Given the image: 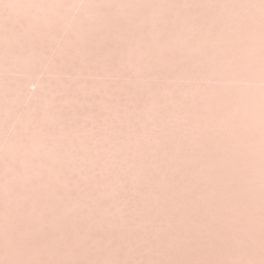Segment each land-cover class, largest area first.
Returning <instances> with one entry per match:
<instances>
[{
    "label": "rangeland",
    "instance_id": "374dc122",
    "mask_svg": "<svg viewBox=\"0 0 264 264\" xmlns=\"http://www.w3.org/2000/svg\"><path fill=\"white\" fill-rule=\"evenodd\" d=\"M100 1L96 0L91 6L95 10L91 9L86 15L88 19L85 18L84 26L87 31L84 29L86 32L85 36L82 35L84 38L67 33L68 48L64 47L67 39L66 31L68 32L70 26L66 23L69 22L66 19L67 16L70 22L71 18L75 19V16L81 12L79 10L85 9L82 6L83 2L80 4L79 0H19L17 5L14 3L3 6L5 8L3 16L6 17L3 18L0 26V42L2 40L0 59L9 60L3 61L2 69L0 68V155L3 156H0V175L2 174L0 176V254L2 252L3 255H0L3 257L0 264H50L49 254L53 252L58 254L68 249L75 253H83L89 249H97L99 252L107 249L125 251L141 247H175L180 241L192 242L193 246L207 248V241L203 235L204 228L208 226V207L202 203V200H195L194 197L200 190H207V185L203 181L196 180L193 171L182 161L185 156L184 150L193 146L190 137L185 135L191 136V132H194L196 136L202 138L204 132L197 128L200 126L202 129L203 120L197 119V123L194 121L195 117L185 120L179 115L180 110L176 109V103L186 102L185 98L189 101L192 96L194 98V95L186 94L190 85L193 87L195 85L193 89L199 87V82L204 89L209 86L208 83H206L208 86L205 85L207 80L203 82V78L199 77L202 75L200 73L202 68L206 67L205 73L202 72L203 75L209 71L207 68L209 64L202 66L209 62L208 51L205 50L208 46L204 50L201 48L203 56L199 48L200 43L197 41L204 40L203 45H209L206 31L210 25L208 4L206 5L205 0ZM20 3L28 5L26 11H23L24 6H22L24 9L20 10ZM153 4H156L155 7ZM92 15L97 18L94 20ZM184 15L189 20L185 21ZM188 15L196 16L189 18ZM200 15L202 17L206 15L205 21ZM101 16L104 19L102 23L106 25H95V21L97 23L99 18L98 22L102 21ZM178 16L183 19H179ZM196 17L201 18V22H196L198 21ZM193 19L196 22L193 25L198 26L205 22L203 23L205 26L199 25V30L197 27L191 28ZM152 21L166 28L162 29L161 26L162 30L159 29L161 31L153 30L155 26L152 27L154 25ZM181 21L187 22L189 27L187 23L183 24ZM32 23L34 27H30ZM150 26L153 29L150 30ZM204 35L207 39H204ZM184 41L192 42L195 50L193 54L192 45L191 51L188 47L190 43L184 47ZM166 43L171 48L175 44V47H178L173 48L175 51L172 49L170 51ZM164 45L167 49L163 48ZM129 46L135 52L128 50ZM127 50L134 55L138 52L140 58L137 59L139 56L136 55V57L128 56ZM172 51L176 55H172ZM199 54L200 57L202 55V59L198 57ZM195 57L202 61L199 60L200 66H196L198 61L192 59ZM203 59L207 60V63H204ZM145 61L148 62L147 66L151 63L150 68L145 69L143 65ZM197 71L196 75H200L194 78V72ZM182 72L185 78L188 77V80L191 78V81L179 77ZM192 78L195 82L200 79L195 83L192 82ZM179 97L181 101L178 100ZM168 98H171V102ZM153 100L155 103L161 102L160 106L154 105L151 108L150 106L154 104ZM167 101L175 102L172 103L174 110ZM199 101L201 100L198 99L197 102ZM165 102L169 107H165L167 104ZM15 135H17L16 150L6 151L5 146ZM3 168L5 172L1 173ZM186 206L191 208H187L185 223L179 224L178 213H181ZM203 215L202 219H206V222L201 226L194 221V218L199 219ZM262 233L264 234V230ZM13 251L19 253V256ZM8 254H14L19 261L12 262ZM32 259L36 261L32 262ZM65 261L66 264H72L69 259Z\"/></svg>",
    "mask_w": 264,
    "mask_h": 264
},
{
    "label": "bare ground",
    "instance_id": "6f19581e",
    "mask_svg": "<svg viewBox=\"0 0 264 264\" xmlns=\"http://www.w3.org/2000/svg\"><path fill=\"white\" fill-rule=\"evenodd\" d=\"M0 0V26L2 25L3 16L5 14V6L17 5V0H3L1 3ZM8 1V2H7ZM12 1V2H11ZM25 1V0H24ZM29 1V0H28ZM44 1V0H43ZM77 1V0H75ZM96 0H82L83 10L78 16L73 14L72 16L75 18H71V22L68 19L66 23H69L68 35H80L82 37L85 36V31H87L84 26V21L86 15L91 12V6ZM100 1V0H99ZM138 1V0H137ZM164 1V0H163ZM206 5L210 10L208 29H206L208 33V37L204 35V39L208 38V44L205 46L199 40L200 50L205 49L208 46V49H205L208 56L209 62L204 60L203 67L205 65L209 66V71L203 75L205 68H202V72L196 75L197 72H194L195 76H199L201 82H205V85L209 86L204 89V86H200L199 79V87L195 88V85H190L187 93L190 95H194L189 98V101L184 96V101L186 102H178L176 100L177 108L180 110V116L182 118L188 119L190 117L195 119L197 123V119L203 120L202 129L198 126L197 129L199 131L204 132L203 137L200 138L194 132H191V136L185 135V137H190L189 140L192 141L193 146L184 150V161L186 165L190 167L193 171L194 177L198 181H203L207 185V190L199 191L196 194L195 200H202V203H205L208 207V226L204 228V235L207 243V248L197 247L196 243L180 241L176 243L175 247H167V248H150V247H141L136 250H125V251H97L95 250H87L83 253L71 252L72 250H64L59 251L58 254H49V263L50 264H66L67 261L65 259H69L72 264H264V234L262 230H264V0H205ZM78 2V3H79ZM100 2H103L102 0ZM98 2V3H100ZM133 2V1H132ZM175 2V1H174ZM189 2V1H188ZM23 3V2H21ZM21 11H26L27 6L22 5ZM27 3V2H26ZM34 3V2H33ZM32 3V4H33ZM48 3V2H47ZM156 3V2H155ZM177 3V2H176ZM182 3V2H181ZM185 3V2H183ZM194 3V2H193ZM6 4V5H5ZM25 4V3H23ZM28 4V3H27ZM30 4V3H29ZM43 4V3H42ZM50 4V3H49ZM53 4V3H52ZM62 4V3H61ZM179 4V3H178ZM63 5V4H62ZM76 5V4H75ZM79 6V4H77ZM141 5V4H140ZM154 5V4H153ZM156 5V4H155ZM154 5V7H155ZM188 5V4H187ZM186 5V6H187ZM196 5V4H195ZM203 5V4H202ZM210 5V6H209ZM4 6V7H3ZM24 6V8L22 7ZM37 6V5H36ZM51 7V6H50ZM70 7V6H69ZM143 7V6H142ZM151 7V6H149ZM148 7V8H149ZM4 8V9H3ZM23 8V9H22ZM79 8V7H78ZM160 8V7H159ZM163 8V7H162ZM171 8V7H170ZM34 9V8H33ZM43 9V8H42ZM127 9V8H126ZM161 9V8H160ZM183 9V8H182ZM196 9V8H195ZM29 10V9H28ZM27 10V12H28ZM58 10V9H57ZM65 10V9H64ZM95 10V9H94ZM73 11V10H72ZM98 11V10H97ZM164 11V10H163ZM190 11V10H189ZM44 12V11H43ZM94 12V11H93ZM191 12V11H190ZM199 12V11H198ZM70 13V12H68ZM95 13V12H94ZM112 13V12H111ZM171 13V12H170ZM10 14V13H9ZM25 14V12H24ZM41 14V13H40ZM98 14V13H97ZM101 14V13H100ZM208 14V12H207ZM8 15V13H7ZM158 15V14H157ZM165 15V14H164ZM171 15V14H170ZM198 15V14H197ZM12 16V15H11ZM93 16V15H92ZM98 16V15H97ZM189 18L192 15H188ZM194 15L193 18H195ZM199 16V15H198ZM197 16V17H198ZM201 16V15H200ZM204 15L202 18L203 21L207 17ZM17 17V16H16ZM38 17V16H37ZM57 17V15H56ZM63 17V16H62ZM70 17V16H69ZM94 20L97 18L95 15L93 16ZM152 17V16H151ZM162 17V16H161ZM168 17V16H167ZM179 17V16H178ZM183 17V16H182ZM185 19L186 16L184 15ZM196 17V18H197ZM99 18V17H98ZM102 18V16H101ZM124 18V17H123ZM138 18V17H137ZM88 19V18H87ZM106 19V18H105ZM153 19V18H152ZM161 19V18H159ZM176 19H178L176 17ZM181 19V17H179ZM183 19V18H182ZM181 19V20H182ZM198 19V18H197ZM196 19V20H197ZM27 20V19H26ZM36 20V19H35ZM61 20V19H60ZM104 19L99 23V20L95 21V25H106L103 24ZM108 21V19H106ZM142 20V19H141ZM148 20V19H147ZM164 20V19H163ZM189 20L188 18L185 20ZM192 19H190L191 21ZM195 19H193L194 21ZM202 20L198 19V22ZM9 21V20H8ZM46 21V20H45ZM125 21V20H124ZM185 21H181L184 23ZM189 21V22H190ZM202 21V22H203ZM12 22V21H11ZM31 22V21H30ZM42 22V21H41ZM59 22V21H58ZM103 22V23H102ZM109 22V21H108ZM116 22V21H114ZM118 22V21H117ZM135 22V21H134ZM160 22V21H159ZM168 22V21H167ZM195 21L192 23H196ZM201 22V21H200ZM26 23V22H25ZM71 23V24H70ZM102 23V24H101ZM110 23V22H109ZM107 23V24H109ZM154 23V25L152 24ZM152 27L160 28H151L150 30H158L161 31L164 27L163 25H156L154 21H152ZM176 23V22H175ZM197 23V24H198ZM205 23V22H203ZM202 23V24H203ZM92 24V23H91ZM124 24V23H123ZM131 24V23H130ZM144 24V23H143ZM170 24V23H169ZM201 24V25H202ZM4 25V24H3ZM117 25V24H116ZM188 27L189 24L187 23ZM200 25V24H199ZM195 26L191 28H198L201 26ZM204 25V24H203ZM7 26V25H6ZM17 26V25H15ZM27 26H30V24ZM87 26V25H86ZM109 25H107L108 27ZM148 26V25H147ZM161 26L162 29H161ZM168 26V25H167ZM205 26V25H204ZM11 27V26H10ZM30 27H34L33 23ZM40 27V26H39ZM50 27V26H49ZM52 27V26H51ZM85 27V28H84ZM89 27V26H87ZM106 27V28H107ZM110 27V26H109ZM127 27V26H126ZM207 27V25H206ZM15 28V27H14ZM41 28V27H40ZM119 28V27H118ZM25 29V28H24ZM51 29V28H50ZM128 29V28H127ZM134 29V28H133ZM161 29V30H159ZM173 29V28H172ZM204 29V31H205ZM39 30V29H38ZM66 30V29H65ZM64 30V31H65ZM138 30V29H137ZM165 30V29H164ZM209 30V31H208ZM6 31V29H5ZM47 31V30H46ZM52 31V30H51ZM126 31V30H125ZM129 31V30H127ZM136 31V30H135ZM178 31V30H177ZM186 31V30H185ZM11 32V31H10ZM16 32V31H15ZM18 32V31H17ZM32 32V31H31ZM53 32V31H52ZM84 32V33H83ZM152 32V31H151ZM97 33V32H96ZM129 33V32H128ZM166 33V32H165ZM6 34V33H5ZM25 34V33H24ZM56 34V33H55ZM98 34V33H97ZM133 34V33H132ZM164 34V33H163ZM191 34V33H190ZM203 34H205L203 32ZM24 36V35H23ZM27 36V35H26ZM47 36V35H46ZM54 36V35H53ZM65 36V35H64ZM161 36V35H160ZM198 36V35H197ZM38 37V36H37ZM79 37V36H78ZM100 37V36H99ZM135 37V36H134ZM178 37V36H177ZM70 38V36H69ZM84 38V37H82ZM107 38V37H106ZM195 38V37H194ZM198 38V37H197ZM206 38V39H207ZM5 39V38H4ZM49 39V38H48ZM75 39V38H74ZM104 39V38H103ZM110 39V38H109ZM190 39V38H189ZM39 40V39H38ZM68 36L66 39V44L64 47L69 44ZM79 40V39H78ZM116 40V39H115ZM124 40V39H123ZM191 40V39H190ZM33 41V40H32ZM90 41V40H89ZM114 41V40H113ZM135 41V40H134ZM16 42V41H15ZM24 42V41H23ZM48 42V41H47ZM110 42V41H109ZM132 42V41H130ZM151 42V41H150ZM185 42L186 44L190 43L188 47L189 50L193 48L192 54L194 53V46L192 42ZM196 42V41H195ZM2 43V40L1 42ZM26 43V42H25ZM82 43V42H81ZM96 43V42H95ZM178 43V42H177ZM194 43V42H193ZM197 43V42H196ZM199 43L197 45H199ZM11 44V43H10ZM35 44V43H34ZM45 44V42H44ZM84 44V43H83ZM172 44V43H171ZM204 47H202V45ZM30 45V44H29ZM38 45V44H36ZM46 45V44H45ZM48 45V44H47ZM132 45V44H131ZM143 45V44H142ZM167 45V43L165 44ZM164 45V49H167ZM169 45V44H168ZM168 47V50L172 48ZM171 45V46H172ZM192 45V48H191ZM195 45V44H194ZM196 45V46H197ZM20 46V45H19ZM55 46V45H54ZM83 46V45H82ZM88 46V45H87ZM119 46V45H118ZM195 46V47H196ZM1 47V46H0ZM16 47V46H15ZM25 47V46H24ZM68 48V46H66ZM112 47V46H111ZM131 52L134 51L130 49ZM147 47V46H146ZM159 47V46H158ZM178 47V46H177ZM175 47L174 49H176ZM187 47V48H188ZM18 48V47H17ZM16 48V49H17ZM32 48V47H31ZM63 48V47H62ZM78 48V47H77ZM198 48V47H196ZM195 48V49H196ZM13 49V48H12ZM23 49V48H22ZM186 49V48H185ZM19 50V49H18ZM25 50V49H24ZM71 50V49H70ZM87 50V49H86ZM122 50V49H121ZM126 50V49H125ZM127 50V52H128ZM188 50V51H189ZM198 53L199 50L196 49ZM203 50H201L203 55ZM7 51V50H6ZM11 51V50H10ZM49 51V50H48ZM63 51V50H62ZM68 51V49L66 50ZM126 52L128 56H135L131 52ZM175 51V50H173ZM172 55H176V53ZM12 52V51H11ZM14 52V51H13ZM26 52V51H25ZM44 52V51H43ZM60 52V51H59ZM90 52V51H89ZM135 52V51H134ZM145 52V51H144ZM5 53V52H4ZM31 53V52H30ZM129 53L131 55H129ZM166 53V52H165ZM8 54V53H7ZM21 54V53H20ZM27 54V53H26ZM46 54V52H45ZM92 54V53H91ZM164 54V53H163ZM201 54V53H200ZM200 54L198 57H200ZM206 54V55H207ZM10 55V54H9ZM15 55V54H14ZM33 55V54H32ZM62 55V54H61ZM161 55V54H160ZM171 55V53H170ZM201 55V57H202ZM205 55V56H206ZM13 56V55H12ZM18 56V55H17ZM99 56V55H98ZM98 56L96 57L98 59ZM138 52H137V55ZM135 56V57H136ZM145 56V55H144ZM151 56V55H150ZM204 56V55H203ZM206 56V57H208ZM1 57V56H0ZM5 57L6 56H2ZM10 57V56H9ZM41 57V56H40ZM72 57V56H71ZM100 57V56H99ZM147 57V56H146ZM160 57V56H159ZM173 57V56H172ZM181 57V56H179ZM200 57V58H201ZM26 58V57H25ZM24 58V59H25ZM43 58V57H42ZM46 58V57H45ZM86 58V57H84ZM140 58L137 57V59ZM197 59V57H195ZM196 64L199 65V60ZM203 58V57H202ZM201 58V59H202ZM3 59V58H1ZM0 59V60H1ZM17 59V58H13ZM29 59V58H28ZM37 59V58H36ZM59 59V58H58ZM79 59V58H78ZM94 61L95 59L93 57ZM206 59V58H205ZM9 60L6 58L3 61ZM18 60V59H17ZM171 60V59H170ZM191 60V61H193ZM31 61V60H30ZM130 61V60H129ZM165 61V60H164ZM206 61V62H205ZM7 62V61H6ZM66 62V60H65ZM86 62V61H85ZM92 62V61H91ZM97 62V61H96ZM99 62V60H98ZM102 62V61H101ZM124 62V61H123ZM200 62H202L200 60ZM18 63V62H17ZM54 63V62H53ZM83 63V62H82ZM144 63V61H143ZM145 61L144 67L145 69L149 67ZM5 64V63H4ZM29 64V63H28ZM38 64V63H37ZM193 64V62H192ZM11 65V64H9ZM74 65V64H73ZM139 65V63H138ZM154 65V64H153ZM163 65V64H161ZM69 66V65H68ZM110 66V65H109ZM147 66V67H146ZM200 66V65H199ZM6 67V66H5ZM76 67V66H75ZM101 67V66H100ZM132 67V66H130ZM143 67V68H144ZM172 67V66H171ZM193 67V66H192ZM13 68V67H12ZM73 68V67H72ZM150 68V67H149ZM186 68V67H185ZM195 68V67H194ZM200 68V67H199ZM10 69V68H8ZM24 69V68H23ZM31 69V68H29ZM52 69V68H50ZM100 69V68H99ZM106 69V68H105ZM128 69V68H127ZM197 69V68H196ZM6 70V69H5ZM112 70V69H111ZM161 70V69H160ZM192 70V69H191ZM200 70V69H199ZM9 71V70H7ZM95 71V70H94ZM110 71V70H109ZM143 71V70H142ZM180 71V70H178ZM29 72V71H28ZM167 72V71H166ZM185 72V71H184ZM184 72L177 73L181 74L179 77H184ZM1 73V72H0ZM87 73V72H86ZM139 73V72H138ZM186 73V72H185ZM192 72H190L191 74ZM205 73V72H204ZM106 74V73H105ZM169 74V73H168ZM187 74V73H186ZM12 75V74H11ZM189 75V74H188ZM192 75V74H191ZM190 77H193L191 76ZM6 76V75H5ZM175 76V75H174ZM187 76V75H186ZM155 77V75H154ZM167 77V76H164ZM163 77V78H164ZM173 77V76H172ZM176 77V76H175ZM178 77V75H177ZM189 77V78H190ZM3 78V77H2ZM14 78V77H13ZM139 78V77H138ZM142 78V77H141ZM198 78V77H196ZM105 79V78H104ZM160 79V78H159ZM175 79V78H174ZM180 79V78H179ZM185 79L188 80V77ZM21 80V79H20ZM138 80V79H137ZM143 80V79H142ZM170 80V79H169ZM193 80V78H192ZM182 81V80H181ZM191 81V78L190 80ZM187 81V82H188ZM196 81V82H197ZM211 81V82H208ZM159 82V81H158ZM192 82H195L193 80ZM195 82V83H196ZM208 83V84H206ZM210 83L212 85H210ZM12 84V83H11ZM15 84V83H14ZM50 84V83H49ZM143 84V83H142ZM141 84V85H142ZM203 84V83H202ZM19 85V84H18ZM29 85V84H28ZM205 86V87H206ZM19 87V86H18ZM93 87V86H92ZM159 87V86H158ZM58 88H60L58 86ZM169 88V86H168ZM173 88V87H172ZM180 88V87H179ZM184 88V87H183ZM3 89V88H2ZM14 89V88H13ZM19 89V88H18ZM24 89V88H23ZM95 89V88H94ZM184 89V91H185ZM30 90V89H29ZM65 90V89H64ZM144 90V89H143ZM181 90V89H180ZM183 90V89H182ZM6 91V90H5ZM32 91V90H31ZM34 91V90H33ZM32 91V92H33ZM126 91V90H125ZM137 91V90H136ZM150 91V90H149ZM17 92V91H16ZM20 92V91H19ZM18 92V93H19ZM50 92V91H49ZM102 92V91H100ZM153 92V91H152ZM196 94H195V93ZM5 93V92H4ZM9 93V92H8ZM7 93V94H8ZM35 93V92H34ZM41 93V92H40ZM54 93V92H53ZM105 93V92H104ZM16 94V93H15ZM51 94V93H50ZM83 94V93H82ZM153 94V93H152ZM182 94V97H183ZM103 95V93H102ZM190 95H187L188 97ZM197 96V97H195ZM11 97V96H10ZM13 97V95H12ZM36 97V96H35ZM46 97V96H45ZM166 97V96H165ZM176 97V96H174ZM126 98V97H125ZM193 98V99H192ZM198 98L199 102L195 100ZM53 99V98H52ZM78 99V98H77ZM137 99V98H136ZM169 99V98H168ZM171 99V98H170ZM169 99V101H170ZM172 99H175L172 97ZM44 100V99H43ZM127 100V99H126ZM180 97H179V99ZM196 102L194 103V101ZM2 101V100H1ZM42 101V100H41ZM55 101V100H54ZM69 101V100H68ZM107 101V100H106ZM175 101V100H174ZM6 102V101H5ZM65 102V100H64ZM84 102V101H83ZM130 102V100H129ZM153 105L149 106H160V103H155L152 101ZM168 102V101H167ZM165 102V103H167ZM171 102V101H170ZM171 109L174 108L172 101L170 103ZM100 103V102H99ZM127 103V102H126ZM143 103V102H142ZM151 103V102H150ZM164 103V102H163ZM162 105H165L163 104ZM167 103V104H168ZM199 103V104H198ZM8 104V103H7ZM16 104V103H15ZM36 104V103H35ZM45 104V103H44ZM166 104V105H167ZM169 104L165 107H169ZM172 104V106H171ZM178 104L180 106H178ZM12 105V104H11ZM37 105V104H36ZM67 105V104H66ZM71 105V104H70ZM94 105V104H93ZM134 105V104H133ZM148 105V104H147ZM31 106V105H29ZM49 106V105H48ZM14 107V106H13ZM19 107V106H18ZM57 107V106H56ZM68 108V107H67ZM80 108V107H79ZM114 108V107H113ZM116 108V107H115ZM157 108V107H156ZM4 109V108H2ZM13 109V108H12ZM48 109V108H47ZM168 109V108H167ZM170 109V110H171ZM104 110V109H103ZM116 110V109H115ZM121 110V109H120ZM130 110V109H128ZM143 110V109H142ZM158 110V109H157ZM160 110V109H159ZM174 110V109H173ZM11 111V110H10ZM13 111V110H12ZM147 111V110H146ZM156 111V110H155ZM8 112V111H6ZM75 112V111H74ZM99 112V111H98ZM97 112V113H98ZM112 112V111H111ZM171 112V111H170ZM178 112V111H177ZM175 111V113H177ZM37 113V112H36ZM41 113V112H40ZM169 113V111H168ZM73 114V113H72ZM83 114V113H82ZM127 114V113H126ZM146 114V113H145ZM10 115V114H9ZM8 115V116H9ZM25 115V114H24ZM178 115V114H177ZM178 115V116H179ZM39 116V114H38ZM51 116V115H50ZM56 116V115H55ZM68 116V115H67ZM66 116V117H67ZM90 116V115H89ZM113 116V115H112ZM164 116V115H163ZM30 117V116H29ZM35 117V116H34ZM42 117V116H41ZM53 117V116H52ZM110 117V116H109ZM147 117V116H146ZM178 117V118H181ZM195 117V118H193ZM9 118V117H8ZM21 118V117H20ZM27 118V117H26ZM45 118V117H44ZM76 118V117H75ZM98 118V117H97ZM144 118V117H143ZM169 118V117H168ZM52 119V118H51ZM116 119V118H115ZM150 119V118H149ZM173 119V118H172ZM177 119V118H176ZM183 119V120H184ZM185 119V120H186ZM73 120V118H72ZM92 120V119H91ZM171 120V119H170ZM189 120V121H190ZM23 121V120H21ZM54 121V120H53ZM70 121V120H69ZM5 122V121H4ZM86 122V121H85ZM152 122V121H151ZM173 122V121H172ZM24 123V122H23ZM29 123V122H28ZM87 123V122H86ZM104 123V122H103ZM126 123V122H125ZM82 124V123H80ZM105 124V123H104ZM182 124V123H181ZM22 125V124H21ZM65 125V124H64ZM89 125V124H88ZM115 124H113L114 126ZM174 125V124H173ZM193 124H191L192 126ZM108 126V125H107ZM197 126V124L195 125ZM194 126V127H195ZM32 127V126H31ZM40 127V126H39ZM97 127V126H96ZM170 127V126H169ZM193 127V126H192ZM116 128V127H115ZM146 128V127H145ZM165 128V126H164ZM181 128V127H180ZM33 129V128H32ZM108 129V128H107ZM40 130V129H39ZM55 130V129H54ZM133 130V129H132ZM150 131V130H149ZM43 132V131H42ZM71 132V131H70ZM74 132V131H73ZM165 132V131H164ZM181 132V130H180ZM30 133V132H29ZM61 133V132H60ZM118 133V132H117ZM124 133V132H123ZM147 133V132H146ZM153 133V132H152ZM169 133V132H168ZM194 133V137L192 136ZM21 134V133H20ZM45 134V133H44ZM63 134V133H62ZM178 134V133H177ZM176 134V135H177ZM180 134V133H179ZM31 135V134H30ZM113 135V134H112ZM117 135V134H116ZM121 135V134H120ZM123 135V134H122ZM164 135V134H163ZM32 136V135H31ZM81 136V135H80ZM127 136V135H126ZM168 136V135H167ZM179 136V135H177ZM175 136V137H177ZM201 136V135H200ZM36 137V136H35ZM87 137V136H86ZM122 137V136H121ZM132 137V136H131ZM42 138V137H41ZM76 138V137H75ZM100 138V137H99ZM17 135H15L6 145V151L16 150V140ZM56 139V137H55ZM111 139V138H110ZM153 139V138H152ZM156 139V138H155ZM184 139V138H183ZM35 140V139H34ZM52 140V139H51ZM62 140V139H61ZM174 140V139H173ZM19 141V140H18ZM165 141V140H164ZM1 142V141H0ZM71 142V141H70ZM171 142V141H170ZM174 142V141H173ZM81 143V142H80ZM84 143V142H83ZM178 143V142H177ZM176 143V145H177ZM143 144V143H142ZM172 144V143H171ZM174 144V143H173ZM187 144V143H186ZM190 145V143H189ZM18 146V145H17ZM73 146V145H72ZM77 146V145H76ZM84 146V145H83ZM98 146V145H97ZM117 146V145H116ZM52 147V146H51ZM104 147V146H103ZM2 148V147H1ZM56 148V147H55ZM62 148V147H61ZM83 148V147H82ZM139 148V147H138ZM42 149V148H41ZM95 149V148H94ZM22 150V148H21ZM49 150V149H48ZM47 150V151H48ZM46 151V152H47ZM89 151V150H88ZM103 151V150H102ZM65 152V151H64ZM100 152V151H99ZM144 152V151H143ZM6 153V152H5ZM19 153V152H18ZM60 153V152H59ZM81 153V152H80ZM89 153V152H88ZM74 154V153H73ZM100 154V153H99ZM14 155V154H13ZM29 155V154H28ZM86 155V154H85ZM2 156V155H0ZM9 156V154H8ZM26 156V155H25ZM89 156V155H88ZM3 157V156H2ZM59 157V156H58ZM86 157V156H85ZM105 157V156H104ZM130 157V156H129ZM51 158V157H50ZM74 158V157H73ZM123 158V157H122ZM141 158V157H140ZM6 160V159H5ZM73 160V159H72ZM88 160V159H87ZM135 160V159H134ZM64 161V160H63ZM79 161V160H78ZM101 161V160H99ZM172 161V159H171ZM144 162V161H143ZM155 162V161H154ZM175 162V161H174ZM8 163V162H7ZM99 163V162H98ZM149 163V162H148ZM1 164V163H0ZM39 164V163H38ZM65 164V163H64ZM174 164V163H173ZM96 165V164H95ZM148 165V164H147ZM1 166V165H0ZM23 166V165H22ZM42 166V165H41ZM68 166V165H67ZM169 166V165H168ZM176 166V165H175ZM18 167V166H17ZM39 167V166H38ZM61 167V166H60ZM147 167V166H146ZM56 167H54L55 169ZM66 168V167H65ZM182 168V167H181ZM78 169V168H77ZM173 169V168H172ZM39 170V169H38ZM118 170V169H117ZM134 170V169H133ZM144 170V169H143ZM188 170V169H187ZM114 171V170H113ZM127 171V170H126ZM131 171V170H130ZM168 171V170H167ZM5 172L4 168L1 173ZM21 172V171H20ZM75 172V171H74ZM97 172V171H96ZM169 172V171H168ZM180 172V171H179ZM182 172V171H181ZM32 173V172H31ZM186 173V172H185ZM189 173V172H188ZM10 174V173H9ZM72 174V173H71ZM92 174V173H91ZM125 174V173H124ZM153 174V173H152ZM2 175V174H1ZM0 175V176H1ZM56 175V174H55ZM88 175V174H87ZM35 176V175H34ZM83 176V175H82ZM117 176V175H116ZM173 176V175H172ZM186 176V175H185ZM23 177V176H22ZM53 177V176H52ZM94 177V176H93ZM123 177V176H122ZM146 177V176H145ZM152 177V176H151ZM178 177V176H177ZM190 177V176H189ZM17 178V177H16ZM48 178V177H47ZM84 178V177H83ZM117 178V177H116ZM173 178V177H172ZM187 178V177H186ZM1 179V178H0ZM125 179V177H124ZM162 179V178H161ZM9 180V179H8ZM33 180V179H32ZM60 180V179H59ZM140 180V179H139ZM35 181V180H34ZM130 181V180H129ZM146 181V180H145ZM195 183V180H193ZM2 182V180H1ZM15 182V181H14ZM50 182V181H49ZM155 182V181H153ZM177 182V181H176ZM185 182V181H184ZM202 182V183H203ZM19 183V182H18ZM46 183V182H45ZM62 183V182H61ZM84 183V182H83ZM120 183V182H118ZM159 183V182H158ZM166 183V182H165ZM199 183V182H197ZM189 184V183H188ZM187 184V185H188ZM13 185V184H12ZM69 185V184H68ZM140 185V184H139ZM173 185V184H172ZM198 185V184H197ZM59 186V185H58ZM182 186V185H181ZM195 186V185H194ZM104 187V185H103ZM117 187V186H116ZM141 187V186H140ZM163 187V186H162ZM60 188V187H59ZM58 188V189H59ZM70 188V187H69ZM156 188V187H155ZM189 188V187H188ZM35 189V188H34ZM112 189V188H111ZM152 189V188H151ZM182 189V188H181ZM116 190V189H115ZM159 190V188H158ZM164 190V189H163ZM176 190V189H175ZM197 190V189H196ZM49 191V190H48ZM117 191V190H116ZM135 191V190H134ZM147 191V190H146ZM179 191V190H178ZM102 192V191H101ZM126 192V190H125ZM190 192V191H189ZM32 193V192H31ZM117 193V192H116ZM28 194V193H27ZM115 194V193H114ZM181 194V193H180ZM189 194V193H188ZM111 195V193H110ZM153 195V194H152ZM1 196V195H0ZM143 196V195H142ZM137 197V196H136ZM160 197V196H159ZM150 198V197H149ZM148 198V199H149ZM42 199V198H41ZM187 199V197H186ZM193 199V197H192ZM190 198V202H192ZM13 200V199H12ZM66 200V199H65ZM162 200V198H161ZM173 200V199H172ZM46 201V200H45ZM180 201V200H179ZM170 202V201H169ZM176 202V199H175ZM39 203V202H38ZM147 203V202H146ZM152 203V202H151ZM157 203V202H156ZM178 203V202H177ZM25 204V203H24ZM90 204V203H89ZM197 204V203H195ZM34 205V204H33ZM76 205V204H75ZM168 205V204H167ZM81 206V205H80ZM143 206V205H142ZM169 206V205H168ZM178 206V205H177ZM199 206V205H197ZM6 207V206H5ZM23 207V206H22ZM38 208V207H37ZM151 208V207H150ZM184 207L181 213H178V221L181 223H185L184 218L187 216V211L191 206ZM196 208V207H195ZM26 209V208H25ZM146 209V208H145ZM1 210V209H0ZM20 210V209H19ZM37 210V209H36ZM43 210V209H42ZM174 210V209H173ZM178 210V209H177ZM180 210V209H179ZM35 211V210H34ZM101 211V210H100ZM108 211V210H107ZM199 211V210H198ZM204 211V209H203ZM9 212V211H8ZM38 212V211H37ZM40 212V211H39ZM138 212V211H137ZM166 212V210H165ZM172 212V211H170ZM192 212V211H191ZM169 213V212H168ZM123 214V213H122ZM205 214V213H204ZM28 215V214H27ZM105 215V214H104ZM21 216V215H20ZM49 216V215H48ZM108 216V215H107ZM190 216V215H189ZM15 217V216H14ZM23 217V215H22ZM169 217V216H168ZM204 215L195 219L194 221L199 225H204L206 219H202ZM3 218V217H2ZM12 218V217H11ZM20 218V217H19ZM33 218V217H32ZM5 219V218H4ZM124 219V218H123ZM143 219V218H142ZM152 219V218H151ZM150 219V220H151ZM188 219V218H187ZM190 219V218H189ZM64 220V219H63ZM165 220V219H164ZM169 220V219H168ZM143 221V220H142ZM161 221V220H160ZM3 222V221H2ZM21 222V221H20ZM55 222V221H54ZM150 222V221H149ZM188 222V221H187ZM7 223V222H6ZM35 223V222H34ZM125 223V222H124ZM127 223V222H126ZM164 223V222H163ZM3 224V223H2ZM12 224V223H11ZM27 224V223H26ZM166 225V224H165ZM17 226V225H16ZM193 226V225H192ZM11 227V226H10ZM28 227V226H27ZM25 227V228H27ZM34 227V226H33ZM14 228V227H13ZM17 228V227H16ZM29 228V227H28ZM37 228V227H36ZM86 228V227H85ZM68 232V231H67ZM76 232V231H75ZM68 235V234H67ZM38 236V235H37ZM177 236V235H176ZM178 238V236L176 237ZM191 238H189L190 240ZM176 240V239H174ZM171 241V240H170ZM76 242V241H75ZM173 242V241H172ZM171 243V242H170ZM3 250V249H2ZM82 250V248L80 249ZM5 251V250H3ZM78 251V249H77ZM7 252V251H5ZM14 254L17 253L13 251ZM4 253V252H3ZM52 253V252H51ZM14 254H8L9 259L12 262L19 261L16 259ZM19 253L15 254L18 255ZM2 255V252L1 254ZM3 256V255H2ZM0 256V260L3 258ZM19 256V255H18ZM5 257V258H7ZM65 257V258H64ZM18 258V257H17ZM35 259V258H34ZM28 260L30 258L28 257ZM83 260V262H81ZM32 262L36 261L33 259ZM1 262V261H0ZM66 262V263H65ZM79 262V263H78ZM69 263V262H68Z\"/></svg>",
    "mask_w": 264,
    "mask_h": 264
}]
</instances>
